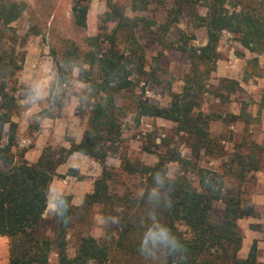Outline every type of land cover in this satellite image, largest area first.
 Here are the masks:
<instances>
[{"label": "trees", "instance_id": "obj_1", "mask_svg": "<svg viewBox=\"0 0 264 264\" xmlns=\"http://www.w3.org/2000/svg\"><path fill=\"white\" fill-rule=\"evenodd\" d=\"M152 0H130L132 13L148 11ZM163 24L145 17L128 19L119 8L108 4L109 12L102 19L105 29L107 23H116L110 35L98 34L87 38L88 51L81 53L73 43H67L59 55L53 54L56 68L55 80L64 84L68 81L73 67L79 65L88 85L89 108L87 126L77 143L70 147L53 150L45 146L38 160L31 165L21 160L15 161L13 149L17 146V123L12 116L16 99L7 90V79L21 67L13 55L2 56L0 52V237L8 240V264H49L52 252L57 255V264H112L114 257L112 245L117 250L139 255L145 261L158 258L160 264H257V241L253 240L244 258L238 257L242 247V235L238 222L256 217L253 206L243 205L239 193L226 190L222 175L215 171L195 166V184L181 175L173 179L166 177V164L169 162L181 166L191 164L177 151H171L168 157L158 156L152 166L131 163L122 160L120 168H109L106 160L114 156L120 145L122 125L120 110L117 106L118 95L134 85L133 78L145 75V57L143 47L134 39L126 50L116 46L117 34L129 28L134 31L141 28L146 33L157 27L166 34L182 15L190 14L195 28L206 29V44L201 47L181 46L187 53L190 73L184 78V87L171 95L168 107H160L147 99L136 104L137 119L160 118L177 126L180 133L192 139L193 159L199 154L212 153V140L209 135V123L216 118L196 112L200 109L202 96L207 93L203 85L208 71H200V64L215 65L218 60V43L223 33L236 37L237 43L245 50L256 55H264V2L254 0H172ZM24 4L12 2L0 4V26H9L18 20L24 10ZM203 7L205 15L196 9ZM89 6L86 0H75L71 7L72 24L79 30L87 28ZM105 36L109 45H101ZM101 38V39H100ZM189 40H195L192 35ZM153 42L160 43L159 39ZM87 70H83V66ZM222 90V91H221ZM241 92L236 80L223 79L211 94L220 101ZM258 110H264V94L258 103ZM232 122L243 119L250 123V116L244 106L239 115L230 116ZM73 154L91 158L101 166V175L92 183V191L85 196L83 205L87 208L100 205L108 213L114 209L118 229L116 240L109 244L100 243L92 236L81 237L72 256L67 252V235L73 225L75 207L70 196L63 195L69 202L68 222L53 215L51 226L53 238L43 231L46 224L49 187L55 171ZM243 163L242 171L248 172L256 167ZM161 171L165 178L162 186L154 184L153 174ZM123 175L138 177L144 182V191L140 197L128 199L112 194L110 184ZM158 188L159 197L150 201L148 193ZM168 197L172 199L171 208H165ZM221 202L220 217L212 213L213 204ZM130 209V211H125ZM106 215V214H105ZM108 215V214H107ZM156 221L166 225L182 243L187 246L173 250L162 244L145 241V232ZM50 224V223H49Z\"/></svg>", "mask_w": 264, "mask_h": 264}, {"label": "rangeland", "instance_id": "obj_2", "mask_svg": "<svg viewBox=\"0 0 264 264\" xmlns=\"http://www.w3.org/2000/svg\"><path fill=\"white\" fill-rule=\"evenodd\" d=\"M75 0H0V4L12 2L24 4L18 20L9 26H0V52L2 56L13 55L21 67L7 79V90L16 99L12 119L17 123V146L13 149L15 161L24 160L35 164L45 146L53 150L69 148L77 143L87 126L89 108L87 100L88 85L79 65L73 67L66 83L55 80L56 68L53 54L59 55L67 43H73L81 53L88 51L87 38L98 34L110 35L116 23H107L105 29L102 19L109 12L108 4L116 5L125 18L145 17L163 24L172 0H152L148 11L132 13L130 0H86L89 10L87 28L79 30L72 24L71 7ZM264 2V0H254ZM205 15V9H196ZM190 14L182 15L177 23L164 34L157 27L147 33L141 28H129L117 34L116 46L120 51L132 45L134 39L143 47L145 75L133 78L134 85L118 95L117 106L120 110L122 136L119 149L106 160L109 168H120L125 158L131 163L152 166L158 156L168 157L171 151L191 162L181 166L166 164V177L173 179L184 175L195 184V167L215 171L222 175L226 190L238 192L243 205L253 206L256 217L245 218L238 222L242 235V247L238 257L244 258L253 240L257 241V264H264V110H258L260 97L264 94V55H256L243 49L234 35L223 33L218 43V60L215 65L200 64V71H208L203 85L208 90L202 96L200 109L205 115L216 118L209 123L212 140V153L203 151L193 159L192 139L178 132L176 124L160 118H139L136 116L138 100L147 99L160 107H168L173 93L184 87V78L190 73L187 53L181 46L199 47L203 28H195ZM195 40H189L190 36ZM101 45H109L101 36ZM100 38V39H101ZM159 39L160 43L153 42ZM83 66V70H87ZM223 79L236 80L241 92L229 96L225 102L216 99L211 93ZM40 84L43 94L33 103L30 88ZM222 91V90H221ZM250 116V123L243 119L232 122L230 116L239 115L241 108ZM243 163L255 169L242 171ZM195 166V167H194ZM101 175V166L95 160L73 154L55 171L49 187L54 198L56 194L70 196L76 208L73 225L68 231L67 252L72 256L81 237L92 236L100 243L109 244L116 240L118 216L123 210L116 208L108 213L100 205L86 209L85 196L92 191V183ZM110 192L129 200L140 197L144 182L138 177L123 175L110 184ZM130 211V209H125ZM221 202L213 204L212 213L220 217ZM106 214V215H105ZM108 214V215H107ZM44 233L53 238V214L47 207ZM50 223V224H49ZM114 257L112 264H160L158 258L145 261L134 252L117 250L112 245ZM0 264H8V240L0 237ZM49 264H57V255L52 252ZM228 264V263H226Z\"/></svg>", "mask_w": 264, "mask_h": 264}, {"label": "clouds", "instance_id": "obj_3", "mask_svg": "<svg viewBox=\"0 0 264 264\" xmlns=\"http://www.w3.org/2000/svg\"><path fill=\"white\" fill-rule=\"evenodd\" d=\"M43 94V88L40 84H34L30 88V99L33 103L41 98ZM154 184L162 186L165 183V178L161 175V171H157L153 174ZM158 188H153L148 193V199L150 201L159 197ZM51 197L52 194L49 193ZM49 211L55 215L58 219L68 222L69 202L62 194H56L54 198H50L48 201ZM172 199L168 197L166 200L165 208H171ZM145 239L141 242V248L144 247L145 241H151L153 244H162L173 250H179L181 247L185 251H188L187 246L181 242V240L172 233V231L160 221L154 222L145 232Z\"/></svg>", "mask_w": 264, "mask_h": 264}, {"label": "crops", "instance_id": "obj_4", "mask_svg": "<svg viewBox=\"0 0 264 264\" xmlns=\"http://www.w3.org/2000/svg\"><path fill=\"white\" fill-rule=\"evenodd\" d=\"M201 31H203V36H202V40H201V46H204L205 44H206V40H207V37H206V29L205 28H203V30L201 29ZM201 46H199V47H201Z\"/></svg>", "mask_w": 264, "mask_h": 264}]
</instances>
